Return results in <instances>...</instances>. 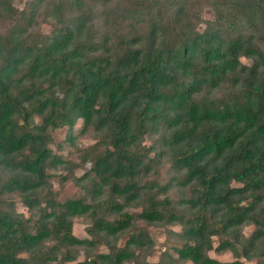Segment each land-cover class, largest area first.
Here are the masks:
<instances>
[{"label":"trees","instance_id":"16d2710c","mask_svg":"<svg viewBox=\"0 0 264 264\" xmlns=\"http://www.w3.org/2000/svg\"><path fill=\"white\" fill-rule=\"evenodd\" d=\"M44 1L0 0V264H264V0H201L213 11L202 30L198 0H47L41 31ZM78 120L98 137L74 180L90 198L58 202L49 171L70 162L49 145L64 128L72 141ZM163 159L173 176L159 184ZM5 193L31 216L4 210ZM131 209L181 227L177 259L146 262ZM76 217L91 238L73 234Z\"/></svg>","mask_w":264,"mask_h":264},{"label":"rangeland","instance_id":"374dc122","mask_svg":"<svg viewBox=\"0 0 264 264\" xmlns=\"http://www.w3.org/2000/svg\"><path fill=\"white\" fill-rule=\"evenodd\" d=\"M32 1L33 0H14V4L19 9H27L29 8ZM46 2L47 0L43 2L41 8L38 10V27L41 31L49 30L53 26L49 18L46 19L45 17V9L48 7L49 4L47 3H50V0L47 3ZM191 15H194L198 18L197 28L202 30L205 26V22L213 18V11L205 4V2L198 0V5L195 7L194 12ZM10 26L11 25L7 22H0V32L7 31ZM81 128L82 122L78 120L71 129V136L73 139L72 141L67 139V128L57 130L52 133L53 142L49 145V147L63 160L70 162L67 168L60 166L49 171V183L51 186L52 196L58 202H63L70 198L86 197L88 200L90 198L89 195L86 196V192L81 189L74 180L75 178L82 177L86 172L90 171L91 157L88 152L89 150H92L94 144L97 143L98 137L96 132L91 128L83 132L81 131ZM152 142L153 139L148 138L147 144L150 145ZM157 171L158 174L153 177L159 184L168 183L173 176L171 164L166 159L160 161L159 165L157 166ZM233 185L237 186L238 184L233 183ZM169 196L174 202H177V200L181 199L183 195L181 190L177 188L176 185H173V188L169 192ZM2 198L4 201L2 208L4 210L12 212L16 215H22L26 219L31 216V212L23 204L22 199L17 194L5 193ZM178 208L180 213L188 214L187 210L183 206H179ZM129 211L135 218L134 225L139 229H144L151 238L152 248L148 251V255H146V262H156L164 254H168L174 259H177V255L173 248L179 246L177 235L181 232V227L175 224L147 225L136 218V215L140 212L139 209H131ZM89 226L90 221L88 218L76 217L73 219L72 232L79 239L91 238L87 231ZM252 231L253 227H246L243 230L246 235L251 234ZM126 239V235L120 237L118 239V244L123 245ZM217 243L218 241L215 239L213 246L215 247ZM99 251L107 252V246L100 243L93 248V253ZM208 254L211 258L220 262H229L234 259L233 255L227 251H210ZM86 255V252L83 250H78L77 260L79 261L85 259ZM243 262L244 264H256L255 259L243 260ZM178 264L182 263L178 262ZM183 264L192 263L187 262Z\"/></svg>","mask_w":264,"mask_h":264}]
</instances>
